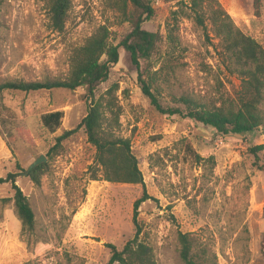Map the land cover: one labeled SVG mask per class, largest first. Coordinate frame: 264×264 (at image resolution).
<instances>
[{"label": "rangeland", "instance_id": "1", "mask_svg": "<svg viewBox=\"0 0 264 264\" xmlns=\"http://www.w3.org/2000/svg\"><path fill=\"white\" fill-rule=\"evenodd\" d=\"M71 1L59 33L52 30L43 1L0 0V84L65 78L71 50L99 26H111L114 44L130 31L107 0ZM219 1L235 25L264 48V0L259 12L254 0ZM151 3L155 15L143 28L161 35L157 50L140 58L137 69L120 48L118 63L95 91L99 98L119 85L117 133L130 139L143 184L90 180L95 149L84 128L55 147L56 137L86 115V88L0 92V177L19 174L17 184L35 215L34 231L22 233L14 202L1 200L13 197L11 185H0V264H109L106 244L121 250L134 237V204L144 195L149 199L138 209L139 239L153 248L160 264H183L179 232L191 235L197 264H264V170L249 151L264 144V127L224 136L156 111L142 91L139 72L155 78L153 90L165 108L174 105L173 96L228 103L240 79L208 21L198 24L189 9L169 0ZM177 8V42L170 44L166 20ZM53 111L64 114L55 131L42 121ZM40 156L46 158V174L35 185L25 171ZM259 157L264 165V150Z\"/></svg>", "mask_w": 264, "mask_h": 264}, {"label": "trees", "instance_id": "2", "mask_svg": "<svg viewBox=\"0 0 264 264\" xmlns=\"http://www.w3.org/2000/svg\"><path fill=\"white\" fill-rule=\"evenodd\" d=\"M45 3L52 30L63 32L72 7L71 0H41ZM184 5L191 11L194 20L204 25L208 21L215 36L219 39L227 62L233 65L232 71L240 79L239 89L235 98L227 103L214 100L209 103L198 101L191 96L171 98L174 105L165 108L158 94L153 90L155 78L146 79L141 72L138 79L143 93L161 114L189 118L198 124L213 128L220 135H243L264 127V48L254 38L243 33L234 23L230 14L219 0H169ZM111 10L118 14L120 22H128L130 31L118 44L112 42L111 26L104 24L88 37L83 44L73 48L69 56V73L65 78L33 80H8L0 84V92L20 91L35 92L40 90L86 88L89 105L81 122L71 130H66L56 137V146L84 128L87 141L95 149L94 166L90 180L107 181L110 183L143 184V175L138 160L132 152L131 141L117 133L122 114L116 93L119 85L113 84L104 96L95 97L97 87L106 82L113 65L119 61V49L123 48L130 56L137 69L139 59L150 57L162 40L158 32H150L143 24L152 19L155 9L151 0H107ZM262 0H254L257 12ZM179 8L171 11L166 20V41L176 44L175 32L179 30ZM184 14H182L183 16ZM64 114L62 111L46 113L42 117L43 124L55 131L61 125ZM264 144L250 148L254 156V165H260L259 152ZM46 164L42 163L31 170L27 177L35 184H41L46 174ZM94 166H90L93 169ZM18 173L9 172L0 177V185L10 184L13 197L2 198L3 202L13 201L15 213L21 222L22 233L33 232L35 215L27 195L17 184ZM144 195L134 204L133 223L135 235L128 240L121 250L113 244H106L110 249L109 264H160L155 258L153 248L139 239L141 227L137 215L140 205L148 200ZM76 211V210H75ZM74 211V212H75ZM179 255L183 264H197L191 255L192 238L189 233H178ZM214 264H217L214 262Z\"/></svg>", "mask_w": 264, "mask_h": 264}, {"label": "water", "instance_id": "3", "mask_svg": "<svg viewBox=\"0 0 264 264\" xmlns=\"http://www.w3.org/2000/svg\"><path fill=\"white\" fill-rule=\"evenodd\" d=\"M46 161V158L44 156H40L39 158H37L29 167L28 169L25 171V175H28V173L33 170L34 168H36L38 165L44 163Z\"/></svg>", "mask_w": 264, "mask_h": 264}, {"label": "crops", "instance_id": "4", "mask_svg": "<svg viewBox=\"0 0 264 264\" xmlns=\"http://www.w3.org/2000/svg\"><path fill=\"white\" fill-rule=\"evenodd\" d=\"M0 254H1V252H0Z\"/></svg>", "mask_w": 264, "mask_h": 264}]
</instances>
